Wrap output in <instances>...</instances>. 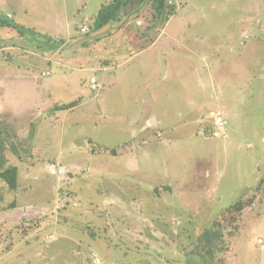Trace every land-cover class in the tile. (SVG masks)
<instances>
[{
    "label": "rangeland",
    "instance_id": "rangeland-1",
    "mask_svg": "<svg viewBox=\"0 0 264 264\" xmlns=\"http://www.w3.org/2000/svg\"><path fill=\"white\" fill-rule=\"evenodd\" d=\"M111 1L0 0L24 28L0 27L18 171L14 191L0 180L1 206L16 203L0 209V264H186L185 239L234 202L209 264H264V0H172L142 38L123 26L92 44Z\"/></svg>",
    "mask_w": 264,
    "mask_h": 264
},
{
    "label": "trees",
    "instance_id": "trees-1",
    "mask_svg": "<svg viewBox=\"0 0 264 264\" xmlns=\"http://www.w3.org/2000/svg\"><path fill=\"white\" fill-rule=\"evenodd\" d=\"M132 0H113L107 4H103L98 10L94 19L92 20L91 29L97 31L94 35V38L91 40L92 44L100 41L103 37L112 35L113 33L119 31V28L125 26L127 31H130L131 34L134 33V37L142 38L144 35L149 34L150 31L155 30L160 24L166 22L169 16L174 14V10L172 5V0H138V4L130 9L124 10L126 5ZM149 11V18L147 25L140 30V26H137V21L139 20L138 16L144 11ZM172 10V11H171ZM117 23L115 26L112 25ZM132 25L139 27L138 31H132L130 28ZM0 27H11L19 32L24 30L18 23L12 22L8 19V17L0 16ZM104 29V30H103ZM100 31V32H98ZM33 32V30H32ZM87 33V32H86ZM139 35V36H138ZM152 40H150L151 43ZM87 41H85V44ZM148 43L142 44L141 48H145ZM134 50V49H133ZM1 129V128H0ZM10 134L4 129L0 130V180H2L5 186L10 191H14L17 188L18 182V171L17 167L12 163L8 162V158L5 157L4 149L8 141H10ZM13 142H10V145H13ZM110 153L116 154L117 151L115 148L108 149ZM260 183H264V178L260 181ZM163 189L167 191H171L169 186H162ZM259 188V187H258ZM257 188V189H258ZM161 190V189H160ZM2 199V197H0ZM242 205V202H234L229 206L225 207L218 216L211 221L207 226L202 228V232L197 235L188 236V240L183 244V252L188 256L186 260V264H209L208 257L214 254V249L217 250L222 249L224 245V233L223 227L221 225V221L223 219L227 220V213L229 212V220L235 219V209ZM16 206L15 200L10 201L7 205L1 206L0 209L13 208ZM226 217V218H224ZM67 221H60L59 224H66ZM87 224V223H86ZM91 225H83L81 229L88 233L91 239L97 240L96 231L90 227ZM64 227V225H63ZM81 241L84 245L81 246V250L83 248L87 249V246ZM98 243L93 244L91 249L94 247L97 248ZM116 246V245H115ZM95 250H93L92 255H94ZM192 256H197L196 259ZM80 260V259H78ZM93 257L90 258V262L92 263ZM81 262H79L80 264Z\"/></svg>",
    "mask_w": 264,
    "mask_h": 264
},
{
    "label": "built area",
    "instance_id": "built-area-1",
    "mask_svg": "<svg viewBox=\"0 0 264 264\" xmlns=\"http://www.w3.org/2000/svg\"><path fill=\"white\" fill-rule=\"evenodd\" d=\"M86 30H87L86 27H81V31L84 32ZM43 74H45V73H43ZM90 89L91 90H97L98 89V84H97L96 79L94 77H90ZM214 124H215L216 130L213 133L215 136H218L221 133V131L225 125V121H224L223 117L219 114L215 115L214 116Z\"/></svg>",
    "mask_w": 264,
    "mask_h": 264
},
{
    "label": "crops",
    "instance_id": "crops-1",
    "mask_svg": "<svg viewBox=\"0 0 264 264\" xmlns=\"http://www.w3.org/2000/svg\"><path fill=\"white\" fill-rule=\"evenodd\" d=\"M138 22V21H137ZM264 71V70H263ZM262 179H260L259 181H261ZM259 193V192H258Z\"/></svg>",
    "mask_w": 264,
    "mask_h": 264
}]
</instances>
